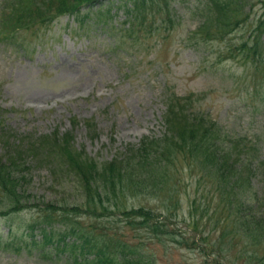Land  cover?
<instances>
[{
  "label": "rangeland",
  "instance_id": "obj_1",
  "mask_svg": "<svg viewBox=\"0 0 264 264\" xmlns=\"http://www.w3.org/2000/svg\"><path fill=\"white\" fill-rule=\"evenodd\" d=\"M107 1L114 35L90 19L78 27L73 16L62 15L48 26L22 32L15 41L0 37V124L8 133L32 140L57 128L60 133L71 130L76 148L99 161L110 159L131 145L138 146L145 136L162 134L166 90L170 89L178 95L199 93L202 98L196 110L207 112L231 134L263 132L264 157L263 69L243 64L241 53L235 59L227 57L232 34L214 39L197 30L202 0H171L158 18L147 14L133 30L139 36L134 41L127 30L128 0ZM262 5V0H245L248 18L260 12ZM162 17L170 22L160 21ZM1 18L0 14V27ZM242 28L231 37L240 38L242 30L245 33ZM253 104L258 110L252 118ZM88 124L94 125L96 135ZM4 148L0 140V152ZM47 169L35 164L31 175L22 180L19 193L29 198L24 196L19 210L9 212L14 204L0 193V264H74L70 251L56 243L59 234L75 230L76 235L80 231L96 234L107 228H117L116 233L132 238L133 243L143 239L148 252L155 253V264H264V260L250 262L244 253L263 256L264 240L246 243L233 227L226 228L232 231H227L224 243L221 239L214 244L221 234L225 208L215 196L211 198L208 182L185 168L155 194L129 191L125 197L106 201L164 216L174 242L150 239L145 229L126 227L119 215L104 217L86 211H54L46 223L51 242L41 240L40 228L32 239L27 224L43 220L34 204L77 196L70 182L62 184L64 190L47 188ZM9 229L12 232L7 234ZM66 240L73 241V236Z\"/></svg>",
  "mask_w": 264,
  "mask_h": 264
},
{
  "label": "trees",
  "instance_id": "obj_2",
  "mask_svg": "<svg viewBox=\"0 0 264 264\" xmlns=\"http://www.w3.org/2000/svg\"><path fill=\"white\" fill-rule=\"evenodd\" d=\"M154 1L157 5L161 2L164 5L170 3L169 0L145 2ZM203 1L197 30L216 39L233 35L235 30L243 26L245 33L242 30L240 38L235 40L232 35L229 37L228 56L234 59L237 53H241L244 64H254L256 69L259 66L264 76V44L261 39L264 35V1L260 13L254 14L252 18H248V12L245 11V0ZM97 2L99 0H2L1 37L15 41L22 32L37 30L63 13L77 15L80 22L92 15L99 24L108 27V7L105 10L92 8ZM145 2L135 0L133 9H127L131 24L127 30L130 31V38L134 36L133 41L139 39L134 31L136 26H141L145 7L153 12L160 8H153V5ZM103 17L105 20L102 23ZM165 97L162 134L145 136L138 146L131 145L112 158L101 161L76 148L71 131L59 133L56 129L31 140L9 134L0 124V140L5 143L3 152H0V193L9 204H14L9 212L20 209L18 205L24 196L29 198L28 194L21 195L19 192L22 180L26 179V175H31L33 165H46L47 188L59 186L64 190L62 184L70 182L77 196L71 195L70 201L63 199L67 197H61L58 201H43V206L37 203L33 205L40 208L43 220L27 224L26 229L31 233L35 228H40L43 242H51L46 232L49 225L46 223L54 211H86L104 217L119 215L126 227L143 228L152 235L150 239L162 242L166 238L174 242L172 232L167 231L164 216H160L163 218L160 220L151 209L126 208L124 205L117 206L116 202L106 204V201L125 197L129 191L155 194L185 168L206 180L212 192L211 198L215 196L217 203L225 208V216L219 224L222 227L221 234L215 245H219L221 239L224 243L227 231H232L231 228L226 229L228 226L246 239V243L251 240L257 244L264 240L263 133L254 131L251 135H235L223 130L209 114L196 110L202 98L198 94L178 96L168 89ZM257 110L253 104L252 116L257 114ZM166 197L171 198L172 195ZM193 227L190 229L195 230ZM115 229L107 228L96 234L80 231V235H76L75 230L59 234L57 243L72 253L74 264H155V254L148 252L143 239L133 243L132 238L116 233ZM68 235L74 237L73 241L66 240ZM244 253L249 260L252 259L250 262L264 260V255L246 250Z\"/></svg>",
  "mask_w": 264,
  "mask_h": 264
}]
</instances>
